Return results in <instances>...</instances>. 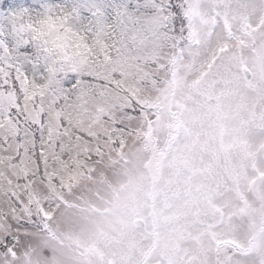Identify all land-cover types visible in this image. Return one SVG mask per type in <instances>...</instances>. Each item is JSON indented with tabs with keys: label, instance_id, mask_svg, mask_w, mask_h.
I'll list each match as a JSON object with an SVG mask.
<instances>
[{
	"label": "snow or ice",
	"instance_id": "1",
	"mask_svg": "<svg viewBox=\"0 0 264 264\" xmlns=\"http://www.w3.org/2000/svg\"><path fill=\"white\" fill-rule=\"evenodd\" d=\"M0 264H264V0H0Z\"/></svg>",
	"mask_w": 264,
	"mask_h": 264
},
{
	"label": "trees",
	"instance_id": "2",
	"mask_svg": "<svg viewBox=\"0 0 264 264\" xmlns=\"http://www.w3.org/2000/svg\"><path fill=\"white\" fill-rule=\"evenodd\" d=\"M6 14V13H5Z\"/></svg>",
	"mask_w": 264,
	"mask_h": 264
}]
</instances>
